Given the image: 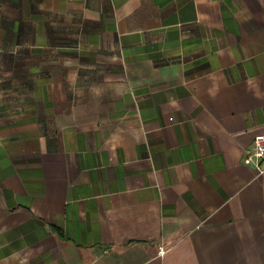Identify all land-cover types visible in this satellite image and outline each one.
<instances>
[{"label": "crops", "instance_id": "0c3cea01", "mask_svg": "<svg viewBox=\"0 0 264 264\" xmlns=\"http://www.w3.org/2000/svg\"><path fill=\"white\" fill-rule=\"evenodd\" d=\"M260 134L264 0H0V264H264Z\"/></svg>", "mask_w": 264, "mask_h": 264}, {"label": "built area", "instance_id": "2783aa9c", "mask_svg": "<svg viewBox=\"0 0 264 264\" xmlns=\"http://www.w3.org/2000/svg\"><path fill=\"white\" fill-rule=\"evenodd\" d=\"M244 164L253 166L259 175L264 173V134L255 137L253 147L247 152ZM159 253L162 254L163 251L160 250Z\"/></svg>", "mask_w": 264, "mask_h": 264}]
</instances>
